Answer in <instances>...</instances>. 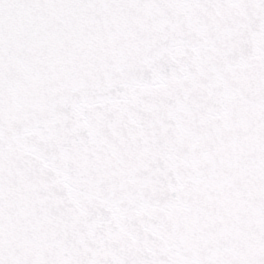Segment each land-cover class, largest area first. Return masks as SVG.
Here are the masks:
<instances>
[{"label": "snow or ice", "instance_id": "obj_1", "mask_svg": "<svg viewBox=\"0 0 264 264\" xmlns=\"http://www.w3.org/2000/svg\"><path fill=\"white\" fill-rule=\"evenodd\" d=\"M0 264H264V0H0Z\"/></svg>", "mask_w": 264, "mask_h": 264}]
</instances>
